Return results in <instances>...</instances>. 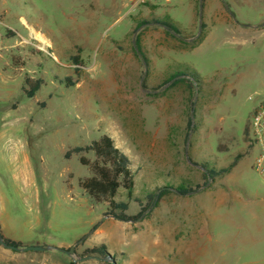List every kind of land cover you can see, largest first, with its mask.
<instances>
[{
  "label": "rangeland",
  "instance_id": "1",
  "mask_svg": "<svg viewBox=\"0 0 264 264\" xmlns=\"http://www.w3.org/2000/svg\"><path fill=\"white\" fill-rule=\"evenodd\" d=\"M160 19L180 34L153 23ZM262 19L257 0H0L5 237L77 246L79 256L104 245L118 264H264V179L247 141L264 103V27L241 26ZM176 74L198 90L167 83ZM28 76L46 81L33 100L23 92ZM106 134L135 163V198L146 205L171 188L138 222L111 217L109 201L81 188L92 173L80 156L65 158ZM240 155L229 173L208 180L206 168H229ZM182 185L194 191L180 195ZM116 200L130 204V215L142 210L123 189ZM33 257L82 263L0 245V264Z\"/></svg>",
  "mask_w": 264,
  "mask_h": 264
},
{
  "label": "trees",
  "instance_id": "2",
  "mask_svg": "<svg viewBox=\"0 0 264 264\" xmlns=\"http://www.w3.org/2000/svg\"><path fill=\"white\" fill-rule=\"evenodd\" d=\"M153 23L164 26L169 32L180 34L177 26L165 19L155 20ZM149 25V22L144 21L138 24L135 28V33L142 27ZM10 37L15 36L10 32ZM196 40V43L200 40ZM195 43V44H196ZM136 47L138 53L143 56L140 47L139 38L136 40ZM146 60V58H144ZM14 65L17 66L16 61ZM80 71V70H79ZM172 82V86H176L180 83H187L191 87L194 86V82L184 78L182 74L173 75L167 83ZM46 81L43 78H33L26 77L23 92L27 99L33 100L36 98L37 94L41 91ZM74 84H71V86ZM45 104H43V107ZM189 127L192 126V121H189ZM196 130V128H195ZM93 153L94 159L87 157L88 154ZM73 155L80 156V163L90 169L92 175L80 182V186L85 192L96 202L109 201L110 210L109 214L114 216L115 219L122 222H138L143 216L148 212V210L155 207L159 201L166 195L171 193V188L161 189L159 194L150 195L148 197V202L146 205L143 201L135 198L136 180L134 173L135 163L133 160L124 153L120 148L117 147L115 140L108 134L103 135L99 140L94 141L91 145L81 146L70 149L65 158L71 159ZM243 158L240 155L235 162L229 168L223 169H207L206 176L215 180L219 176L229 173L233 168H235L239 161ZM123 189L127 193L128 199L141 204L142 210L137 215H130L128 211L130 209V204L128 202H118L116 199L120 190ZM193 188L189 186L182 185L177 189L180 195L186 196L193 192ZM9 243L16 245L18 247H25L20 242H15L6 239ZM84 255H94L99 257H109V252L107 247L104 245H97L93 248H89L85 251ZM117 261V260H116ZM118 263V262H117ZM101 264H112L110 262H102Z\"/></svg>",
  "mask_w": 264,
  "mask_h": 264
},
{
  "label": "built area",
  "instance_id": "3",
  "mask_svg": "<svg viewBox=\"0 0 264 264\" xmlns=\"http://www.w3.org/2000/svg\"><path fill=\"white\" fill-rule=\"evenodd\" d=\"M172 2L174 0H159ZM248 146L258 150L255 167L264 179V103L261 104L254 112L249 133L247 134Z\"/></svg>",
  "mask_w": 264,
  "mask_h": 264
},
{
  "label": "water",
  "instance_id": "4",
  "mask_svg": "<svg viewBox=\"0 0 264 264\" xmlns=\"http://www.w3.org/2000/svg\"><path fill=\"white\" fill-rule=\"evenodd\" d=\"M202 27V26H201ZM196 89L198 90V86L197 83L194 82ZM209 180L211 181L212 179L209 178ZM113 218H115L114 216H111ZM0 245L4 246L7 249H11L14 251H18V252H23V251H59L62 252L64 254H67L69 256L75 257L76 263L79 262H86V261H90V260H98L101 262H110L112 264H118L116 259H114L110 254L109 257H99V256H94V255H88V256H79L77 253V246H74L70 249H66V248H60V247H54V246H30V247H18L16 245H13L11 243H9L6 238L4 237L2 230H1V226H0Z\"/></svg>",
  "mask_w": 264,
  "mask_h": 264
},
{
  "label": "crops",
  "instance_id": "5",
  "mask_svg": "<svg viewBox=\"0 0 264 264\" xmlns=\"http://www.w3.org/2000/svg\"><path fill=\"white\" fill-rule=\"evenodd\" d=\"M235 1H237V0H235ZM257 1H259L260 3H264V0H257ZM262 23H260V24H255V25H253V24H242L241 26H244V27H248V28H251V29H260V28H263L264 27V19H262V21H261ZM4 235V234H3ZM4 237H5V235H4ZM6 238V237H5ZM6 239H8V238H6ZM8 240H11V239H8ZM11 241H13V240H11ZM16 242V241H15ZM20 243H22V242H20ZM23 244V243H22ZM97 246V245H96ZM26 247V246H25ZM95 247V246H94ZM14 251V250H13ZM53 251V250H52ZM16 252H18V251H16ZM26 252H33V251H23V252H19V253H26ZM34 252H41V251H34ZM43 252H46V251H43ZM31 260L33 261V264H47V261H45L46 259L45 258H43L40 262H36L37 261V258L36 257H33V258H31ZM87 262V261H86ZM86 262H82V263H80V264H85Z\"/></svg>",
  "mask_w": 264,
  "mask_h": 264
},
{
  "label": "bare ground",
  "instance_id": "6",
  "mask_svg": "<svg viewBox=\"0 0 264 264\" xmlns=\"http://www.w3.org/2000/svg\"><path fill=\"white\" fill-rule=\"evenodd\" d=\"M43 40V39H42Z\"/></svg>",
  "mask_w": 264,
  "mask_h": 264
}]
</instances>
